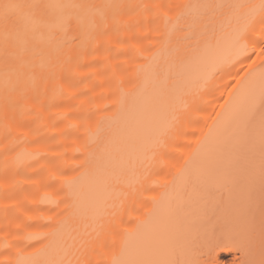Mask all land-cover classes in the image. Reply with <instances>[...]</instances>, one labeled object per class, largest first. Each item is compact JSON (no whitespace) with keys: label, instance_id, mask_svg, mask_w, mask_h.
<instances>
[{"label":"snow or ice","instance_id":"1","mask_svg":"<svg viewBox=\"0 0 264 264\" xmlns=\"http://www.w3.org/2000/svg\"><path fill=\"white\" fill-rule=\"evenodd\" d=\"M0 177V264H264V0H0Z\"/></svg>","mask_w":264,"mask_h":264},{"label":"bare ground","instance_id":"2","mask_svg":"<svg viewBox=\"0 0 264 264\" xmlns=\"http://www.w3.org/2000/svg\"><path fill=\"white\" fill-rule=\"evenodd\" d=\"M74 72L77 77H90V79H83L81 82L77 84L76 90H83L87 91L89 88H92L93 83L97 82L100 78L92 75L91 70L87 68L82 69H74ZM100 91L99 88H96V92L98 93ZM73 93L66 90V95L63 97V99L67 100L68 96H71ZM83 99V98H81ZM78 101H71L70 103H77ZM69 106L68 104L65 105V107ZM59 129L53 128L51 126V123L49 124V127L44 130V135L46 136V139L41 142L40 150L46 151L47 149H55V146L58 142H63V138L57 135V132ZM47 137H55V139H47ZM22 169L21 175L17 176L16 179L21 181V183H26V177L24 173L31 172L32 169L26 168L24 165L20 166ZM4 188V181L3 178L0 177V190ZM208 196L210 199L215 198L218 196V193L216 192H209ZM225 256H229L228 259L225 258ZM260 259V248H259V232L257 231V239H256V249L255 253L252 256L246 255L244 252H238L235 249L230 250V252L226 251L223 256L221 257L222 264H231L232 260L238 261V264L240 261L248 260V259Z\"/></svg>","mask_w":264,"mask_h":264},{"label":"rangeland","instance_id":"3","mask_svg":"<svg viewBox=\"0 0 264 264\" xmlns=\"http://www.w3.org/2000/svg\"><path fill=\"white\" fill-rule=\"evenodd\" d=\"M229 256H225L226 259H228Z\"/></svg>","mask_w":264,"mask_h":264}]
</instances>
